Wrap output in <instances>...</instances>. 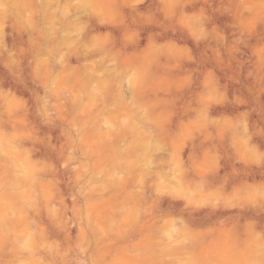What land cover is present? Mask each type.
Listing matches in <instances>:
<instances>
[{
  "label": "rangeland",
  "instance_id": "obj_1",
  "mask_svg": "<svg viewBox=\"0 0 264 264\" xmlns=\"http://www.w3.org/2000/svg\"><path fill=\"white\" fill-rule=\"evenodd\" d=\"M0 264H264V0H0Z\"/></svg>",
  "mask_w": 264,
  "mask_h": 264
}]
</instances>
